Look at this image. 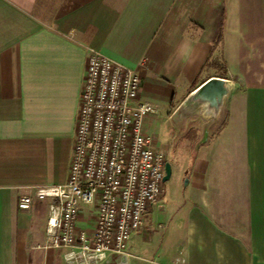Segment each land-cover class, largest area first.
Returning a JSON list of instances; mask_svg holds the SVG:
<instances>
[{"label": "crops", "instance_id": "crops-1", "mask_svg": "<svg viewBox=\"0 0 264 264\" xmlns=\"http://www.w3.org/2000/svg\"><path fill=\"white\" fill-rule=\"evenodd\" d=\"M89 51L138 75L145 125L183 112L199 139L178 235L149 263L264 264V0H0V264H64L44 250L47 203L17 204L67 181Z\"/></svg>", "mask_w": 264, "mask_h": 264}, {"label": "built area", "instance_id": "built-area-1", "mask_svg": "<svg viewBox=\"0 0 264 264\" xmlns=\"http://www.w3.org/2000/svg\"><path fill=\"white\" fill-rule=\"evenodd\" d=\"M139 90L135 72L89 51L67 181L18 201L29 214L47 203L44 250L61 252L64 264L129 258L130 240L163 199L167 161L142 131L156 111Z\"/></svg>", "mask_w": 264, "mask_h": 264}, {"label": "rangeland", "instance_id": "rangeland-1", "mask_svg": "<svg viewBox=\"0 0 264 264\" xmlns=\"http://www.w3.org/2000/svg\"><path fill=\"white\" fill-rule=\"evenodd\" d=\"M205 90L208 94L215 91V89L212 88V85L207 86ZM196 105L197 104H195V106ZM198 106H200V104H198ZM192 123L193 121L188 119L183 112L179 113L173 121L164 122L163 125L160 123L157 125L154 122L151 125L150 123L147 125L143 123L142 131L145 136L152 137L153 146L158 151L162 153H170L172 151L176 156L178 168L177 171L171 172V178L168 182L164 183L163 199L159 205L152 208L150 211V219L146 224L147 228L151 227L150 231L146 234V237H150V240L152 239L155 243V248H152L153 252L146 256L138 257L136 252L129 250L128 248L127 253L130 254V259L133 258L132 260L129 259L130 263L138 261L137 264H150L149 262L153 260V257L160 249V246L162 247L164 246V243L168 242V237H171L170 235H173V233L176 237L178 235L176 230L180 229L181 221L183 220L181 210L185 203L184 187L187 182L186 175L188 169L192 166L195 156L194 153L196 151L195 147L199 141V139L195 138L190 139V141L186 139L193 129L190 126ZM185 150H187L186 153L184 152ZM170 163L172 164L173 162L170 161ZM40 215H42V213H40ZM140 230L136 236L140 234ZM172 253L174 257H177L176 262L178 259L181 260L182 254L179 249L174 250ZM161 262L163 261L156 260L154 264H169Z\"/></svg>", "mask_w": 264, "mask_h": 264}, {"label": "water", "instance_id": "water-1", "mask_svg": "<svg viewBox=\"0 0 264 264\" xmlns=\"http://www.w3.org/2000/svg\"><path fill=\"white\" fill-rule=\"evenodd\" d=\"M164 171H165V177H164V179H163V183H166V182H168L169 179L171 178V167H170L169 164H166V165H165V169H164Z\"/></svg>", "mask_w": 264, "mask_h": 264}, {"label": "trees", "instance_id": "trees-1", "mask_svg": "<svg viewBox=\"0 0 264 264\" xmlns=\"http://www.w3.org/2000/svg\"><path fill=\"white\" fill-rule=\"evenodd\" d=\"M207 66H208V64H207ZM216 67H217V66H216ZM222 69L224 70V65H223ZM195 85H196V83H195L193 86H195Z\"/></svg>", "mask_w": 264, "mask_h": 264}]
</instances>
